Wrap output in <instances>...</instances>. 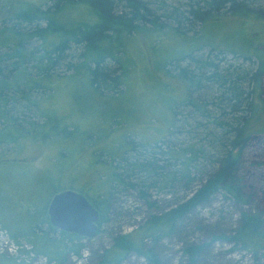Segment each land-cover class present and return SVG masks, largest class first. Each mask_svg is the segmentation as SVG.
<instances>
[{
	"label": "rangeland",
	"instance_id": "rangeland-1",
	"mask_svg": "<svg viewBox=\"0 0 264 264\" xmlns=\"http://www.w3.org/2000/svg\"><path fill=\"white\" fill-rule=\"evenodd\" d=\"M142 1L158 16V23L166 31L155 27L147 34H131L124 39L123 53L119 51L117 56L122 62L104 59L102 66L112 79L120 75L121 84L95 90L85 74L70 76L83 61L84 51L83 46L73 44L66 51L65 61L60 60L52 70L57 77L49 81L51 90L44 87L31 93L34 99H42L41 105L59 128L69 125L67 130L73 129L70 137L49 134L0 149L5 156L0 157V255L7 259L26 264H108L103 262L105 255L117 248L116 242H121L131 246L120 260L115 259L118 251H113L109 264H155L149 258L151 248L158 256L157 264H186L185 249L191 245H205L195 264H256L250 251L236 247L225 237L234 233L243 210L261 211L262 201L241 205L220 192L177 219L173 231L169 226L151 231L147 228L152 217H161L187 201L219 168L218 160L228 148L229 136L228 126L216 123L238 126L239 117L251 113L245 106L232 111L223 99L228 97L226 90L204 78L214 69L200 67L201 61L214 62L219 66L218 73L228 76L231 84L238 83L246 94L253 91L245 103L253 101L254 108H264V71L261 80H253L256 57L234 52L254 51L250 46L264 51V0H236L244 4L248 14L232 12L229 3L212 11L211 15L217 17H211L204 25L189 14L190 9L199 6L208 9L203 0ZM52 3L0 0V29L12 27L17 18L32 20L36 9L45 10ZM124 6L118 2L117 11ZM52 17L65 25H92L100 20L87 3L66 6ZM25 22L21 29L28 32L34 25ZM39 24L44 26L45 20ZM151 24L148 21L141 25L152 28ZM10 45L0 47V54ZM26 47L41 55L40 40L34 38ZM34 63V59L27 62L31 73L36 71ZM183 68L195 75L193 80L185 78ZM5 69L8 72L9 66ZM15 107L22 116L26 114L25 119L37 112L35 109L28 114L29 109L20 102ZM256 116L261 119L256 121L254 117L250 130L258 132L242 153L239 174L264 193V112ZM31 119L43 121L38 117ZM243 123L244 120L241 126ZM188 146L199 152L186 177L179 171L181 160L171 158L167 162L168 155L155 156L160 150L180 155L182 148ZM156 157L165 159L160 164L166 166L157 177L150 170H134L124 163L138 158L140 163L146 159L154 161ZM117 173L125 177L126 183L133 184L116 182L113 175ZM131 173L134 177H126ZM69 188L84 190L91 197L101 195L107 201L103 205L107 209L106 220L99 225L97 235L68 242L69 246H78L79 254L67 252L62 261H49L45 255L36 254L25 237L10 236L5 222L26 231L27 218L41 214L56 192Z\"/></svg>",
	"mask_w": 264,
	"mask_h": 264
},
{
	"label": "trees",
	"instance_id": "trees-1",
	"mask_svg": "<svg viewBox=\"0 0 264 264\" xmlns=\"http://www.w3.org/2000/svg\"><path fill=\"white\" fill-rule=\"evenodd\" d=\"M51 1H53V3L49 5L47 9H36L34 13V17L36 18L32 20L27 19L30 22H25V20L17 18V22L12 25V27H3L0 29V47H7L10 43L13 44L10 45V48L5 51L4 54H0V122L3 120L5 121L0 124V149L7 145H19L23 139L32 138L34 140H39L41 138H46L49 134H51V136L62 134V137H70V132L73 131V129L71 131L67 130L69 125H64V127L59 128L54 117L41 105L42 99H34L31 93L38 89L43 90L44 87L51 90L49 81L51 78L57 77L52 70H54V67L58 65L60 60H62L61 62L65 61L66 51H68L73 44L83 46L84 51L81 54L83 61L75 67L76 71L70 76L73 77L77 72L82 73L86 75L93 89L99 90V87L113 89L121 84L120 75L118 78L113 77L112 79L109 71L102 66L104 59L111 58L115 61L116 59L121 61V57L117 56L119 51L123 53L122 44L124 43V39L131 36V34L136 35L140 32L147 34L155 27L161 28V32L166 31L165 26L158 23V16L154 15L142 0ZM118 2L125 4L124 9L119 12L117 11ZM203 2L209 7L208 9L202 10L199 6L189 11V14L194 19L201 21L202 25L211 17H217L216 15H211L212 11H219L229 3H231L230 8L232 12H241V14L249 13V10L244 4L236 0H203ZM77 3H87L98 13L100 20L92 25L81 23L65 25L56 22L54 17H52V14L59 12L64 7ZM42 19L45 20L44 26L39 24V22L43 21ZM148 21L152 23L150 25L152 28L141 25ZM24 22L29 25H34V27L28 32H25L21 29V25L24 24ZM168 29L178 31L175 27H167V30ZM34 38L41 41V55L39 56H37V52H32L26 47V43ZM253 48H255L254 51L247 52L246 54L234 52L244 55L245 57L247 55L251 56L252 54L256 57L258 65L257 70L252 75V79L259 81L264 71V51L250 46V49ZM29 59L35 60L33 68H35L36 71H34V73H31L26 67ZM5 63L7 64L6 66H1V64ZM8 66L9 69L8 72H6L5 68ZM200 67L214 69L210 76H205L204 78L212 82L215 81L219 84L220 88L226 90L228 97L226 95L223 99L229 102L233 112L239 111L242 106H245V108H243L249 110L251 113L248 116L243 115L239 117V121L241 119V122H239L240 125L238 126H230L224 122L216 123L217 125L222 124V126H228L226 135L229 136L227 138L228 148L225 150V153H222V157L218 160L220 163L219 168L209 176L205 183H203L187 201L161 217H152L147 229H149V231L154 229L159 230L163 226H169L170 230L173 231L177 219L183 217L193 208L206 204L214 195L220 192L230 196L236 203L241 205L262 201L261 211L249 212L243 210L240 214L238 227L234 230L232 235L225 237L226 240L233 243L236 247L240 246L250 251L254 256L256 264H260V261L264 260V193L248 182L246 177L241 176L239 171L242 164V153L248 146L252 135L258 132L257 130H250L252 120L254 117H256V121L261 119L256 115L259 113L262 116L264 108L262 107L263 110L254 108L253 101L245 103L249 94L253 93V91L246 94L243 88L238 86V83L231 84L233 82H231L232 80H230L228 76L218 73L219 66L214 62L201 61ZM121 71H123V67ZM181 73L185 75L188 81L194 79L195 75L189 74L185 68H183ZM109 81L112 83H109ZM19 102L24 103L26 110L29 109L27 111L28 114L29 111H35V109L37 112L29 115L30 118L25 119L26 117L23 116H26V114L22 116V113L17 112L18 110L15 111V104ZM192 104L195 105V102H192ZM41 110L43 112H41ZM34 117L42 118V123L37 122L36 119H31ZM243 120L244 123L241 126ZM154 152L156 151L154 150ZM198 152L199 150L197 151L194 146H188L182 148L180 155H176L174 152L170 151L165 153L161 150L154 154L155 156L168 155L166 159L167 162L171 161V158L174 160H181L182 165L179 171L183 177H186V175L189 174L188 171L190 167L198 157ZM0 157L5 156L1 153ZM164 161L165 159L162 157H156L154 161L146 159L143 163H140V159L138 158L135 162L130 163L124 161V163L129 165L128 168L133 166L132 169L134 170L140 169L146 172L150 170L153 174L152 176L157 177L159 176V170L166 167L163 163L160 164ZM150 167L151 169H149ZM127 176L128 178L134 177L133 173H131V175L127 174L126 177ZM113 177L118 183H126L125 177L120 173L114 174ZM126 184L129 185L133 183ZM135 185L137 186V184ZM82 192L100 211V225L106 220L105 214L107 209L105 208L104 210L103 205L106 204L107 201L102 198L101 195L91 197L84 190H82ZM102 196L104 197V195ZM51 199L49 200L51 201ZM48 205L43 208L44 211L41 214L29 216L27 218L26 231L23 229L18 230V228L12 227L11 224L6 222V226L4 225V227L9 230L8 232L13 239L22 236L25 237L27 241L33 245V251H35L36 254L45 255L49 261H62L64 259V254L67 252L79 254L80 249L78 246H69L68 242H74L78 240V238L81 239V237L74 233L63 232L52 226L48 214ZM0 223L2 222L0 221ZM119 239L120 238H118V240ZM116 243L117 248L107 252L103 261L104 263L109 264L113 261L110 259V254L113 251H118L115 259H122L127 247L131 246H127V244L124 246L121 242ZM204 246L205 245H191L187 247L185 252L188 255V262L186 264H195ZM149 250L151 256H149L150 260L157 264V254L154 249L151 248ZM0 264L26 263H17L15 259H7L6 256L2 254L0 255Z\"/></svg>",
	"mask_w": 264,
	"mask_h": 264
},
{
	"label": "water",
	"instance_id": "water-1",
	"mask_svg": "<svg viewBox=\"0 0 264 264\" xmlns=\"http://www.w3.org/2000/svg\"><path fill=\"white\" fill-rule=\"evenodd\" d=\"M48 214L51 225L63 232L87 239L98 233L100 211L81 191L69 188L55 193Z\"/></svg>",
	"mask_w": 264,
	"mask_h": 264
},
{
	"label": "bare ground",
	"instance_id": "bare-ground-1",
	"mask_svg": "<svg viewBox=\"0 0 264 264\" xmlns=\"http://www.w3.org/2000/svg\"><path fill=\"white\" fill-rule=\"evenodd\" d=\"M42 236V235H41Z\"/></svg>",
	"mask_w": 264,
	"mask_h": 264
}]
</instances>
